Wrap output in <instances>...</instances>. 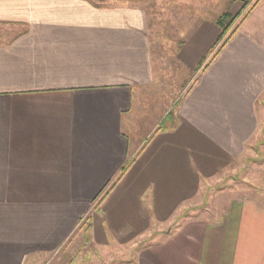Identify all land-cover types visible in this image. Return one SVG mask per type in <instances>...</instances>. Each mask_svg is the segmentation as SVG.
Wrapping results in <instances>:
<instances>
[{
  "label": "crops",
  "instance_id": "obj_1",
  "mask_svg": "<svg viewBox=\"0 0 264 264\" xmlns=\"http://www.w3.org/2000/svg\"><path fill=\"white\" fill-rule=\"evenodd\" d=\"M252 1L226 44L216 20L191 30L189 85L162 128L142 101L155 83L146 9L0 0V264H43L85 223L96 247L129 249L121 264H264V207L206 200L263 128Z\"/></svg>",
  "mask_w": 264,
  "mask_h": 264
},
{
  "label": "rangeland",
  "instance_id": "obj_2",
  "mask_svg": "<svg viewBox=\"0 0 264 264\" xmlns=\"http://www.w3.org/2000/svg\"><path fill=\"white\" fill-rule=\"evenodd\" d=\"M100 7H142L146 9L154 57L155 83L142 101L164 117L162 128L170 126L189 85L191 74L180 65L178 53L191 30L204 20L225 21L227 36L243 21L252 0H89ZM157 113H155L156 117ZM263 128L248 156L220 182L210 184L207 202L230 199L253 200L264 207V117ZM228 199V200H227ZM83 224L70 241L52 253L43 264H121L130 257L127 248L101 249L89 241Z\"/></svg>",
  "mask_w": 264,
  "mask_h": 264
},
{
  "label": "trees",
  "instance_id": "obj_3",
  "mask_svg": "<svg viewBox=\"0 0 264 264\" xmlns=\"http://www.w3.org/2000/svg\"><path fill=\"white\" fill-rule=\"evenodd\" d=\"M218 24L220 25V27L222 28V31H223V33H222V36H221V38H220V41L226 36V34L228 33V30H229V28H230V25H228V24H226L225 23V21H223V20H219L218 21ZM235 32L236 31H233L231 34H230V36H229V38L226 40V42H225V44L233 37V35L235 34ZM125 172V171H124ZM124 172H123V174H124Z\"/></svg>",
  "mask_w": 264,
  "mask_h": 264
}]
</instances>
